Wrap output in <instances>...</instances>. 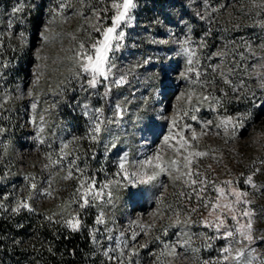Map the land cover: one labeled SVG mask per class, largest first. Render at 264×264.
<instances>
[{
  "label": "rangeland",
  "instance_id": "374dc122",
  "mask_svg": "<svg viewBox=\"0 0 264 264\" xmlns=\"http://www.w3.org/2000/svg\"><path fill=\"white\" fill-rule=\"evenodd\" d=\"M11 1L0 44L20 55L0 83V205L87 230L98 264H238L239 249L240 264H262L264 0H133L94 87L80 53L94 55L123 0ZM29 7L43 10L33 38ZM233 191L249 195L236 204ZM249 219L251 242L236 232Z\"/></svg>",
  "mask_w": 264,
  "mask_h": 264
},
{
  "label": "trees",
  "instance_id": "16d2710c",
  "mask_svg": "<svg viewBox=\"0 0 264 264\" xmlns=\"http://www.w3.org/2000/svg\"><path fill=\"white\" fill-rule=\"evenodd\" d=\"M11 2L0 0V30L5 27L3 10ZM23 14V24L33 38L42 24L43 10L29 7ZM26 52L21 55L24 62H29L30 54ZM19 55V49L14 51L9 42L0 44L1 84L12 79L10 68ZM13 205L11 197L0 205V264H98L92 259V239L87 230L72 232L28 209L13 211L17 209ZM93 224L94 218L86 226Z\"/></svg>",
  "mask_w": 264,
  "mask_h": 264
},
{
  "label": "snow or ice",
  "instance_id": "6c2138e0",
  "mask_svg": "<svg viewBox=\"0 0 264 264\" xmlns=\"http://www.w3.org/2000/svg\"><path fill=\"white\" fill-rule=\"evenodd\" d=\"M135 5L133 4V0H123V4H118V3H113L112 4V8L116 9V14L112 17V26L111 27H108L106 29L103 30V40H97L95 43H93L91 45V48L94 50V55H88L87 52L85 51H82L80 53V55L83 57V61H86V62H82L81 64V68L84 72H87L91 75V79L89 80V84L91 86H95L96 83H97V76H105L107 75V69L105 67L107 61H108V52L111 50V44H110V41L115 39V40H119L123 37L124 33L121 31L119 33H117L116 35H113V33H116V29L120 26L121 22L125 20V18L127 17L128 15V10L132 7H134ZM63 7V5H62ZM121 8L123 10H121ZM20 9H17V11H19ZM103 11H107V8L103 9ZM98 15V14H97ZM97 31H100V29L98 28ZM81 49L83 50L84 49V44L82 43L81 44ZM250 47V46H249ZM188 63L191 65L192 64V59L191 57H189V60H188ZM189 72L193 71L192 68H189L188 69ZM213 71H215V69H213ZM197 76H199V73H197ZM261 87H264V83L261 84ZM33 107H35V105H33ZM193 119H195V117H193ZM231 118H229L230 120ZM95 131H99V125L96 126V129ZM193 137H195V133H193ZM168 137H165V141H167ZM68 145L65 144L63 145V148H67ZM64 155L63 153V149H62V156ZM197 156H203L205 155V153H196ZM156 159L158 160L159 157H156ZM187 159V158H185ZM151 160H146L144 161L143 163L145 164H151ZM70 163H74V162H70ZM175 161H172V164L175 165ZM264 163V162H262ZM159 167V165H157ZM187 166V165H185ZM121 169H123L124 165L123 163H121L120 165ZM211 167V166H209ZM161 171H164L165 169L164 168H161L160 169ZM257 171H259V169H257ZM158 173H153L152 176H148V179L151 180V179H154L155 178V175H157ZM133 175H140L139 173H134ZM189 176H191V172L188 173ZM69 176H71V170H69ZM65 178H68V177H65ZM252 182V177L249 176L247 178V183H250L251 184ZM192 184H196L197 181L196 180H192L191 181ZM201 184L204 183V181H200ZM225 184H228L230 185L232 182L231 181H225L224 182ZM33 187H35V185H33ZM89 187H91V185H89ZM253 187H255V185H253ZM201 191H203V188H201ZM216 191L218 193H220L221 195L224 194L223 192V189H220V188H217ZM183 195V193H182ZM231 195H233L235 197V203L236 204H240L242 202V198L243 197H247L249 195L248 192H241V191H233L231 193ZM87 196V193H85V197ZM219 198V197H218ZM87 201L85 200V203ZM244 203H248L250 204L251 201H247V200H244L243 201ZM21 206V205H18V207ZM23 207H28L27 204H23L22 205ZM81 208L84 207V204H81L80 205ZM216 205H213V208H215ZM224 207L226 208H229V205H224ZM17 209H13V211H17ZM231 211V209H229ZM243 215L245 216H250L251 213L249 211H243ZM232 219L233 220H236V217L235 216H232ZM69 224H71V221L68 222ZM224 224V221L221 220L219 223L216 224V229L217 231L220 230V228L223 226ZM243 228H246L247 231H241L240 229H236V232L239 233V235L243 238V239H246L248 240L249 242L252 241L253 237L251 235V228H252V221L251 219L248 220L247 222V225L245 226H242ZM73 230H76L75 229V226L73 227ZM224 236L225 237H232V238H235V233L233 230H230V229H226L225 232H224ZM223 252L225 253H229L231 254V249L226 247L224 249H222ZM251 252H255V249H251ZM244 255V250L243 249H239L237 250V255H236V259H237V262L238 264H240V261H241V257H243ZM224 259L226 260L227 259V256L224 257ZM254 259V257H253ZM205 264H208V262H205ZM244 264H252V259H249L247 260L246 262H244ZM262 264H264V261H262Z\"/></svg>",
  "mask_w": 264,
  "mask_h": 264
}]
</instances>
